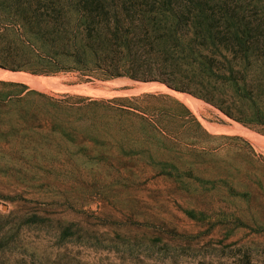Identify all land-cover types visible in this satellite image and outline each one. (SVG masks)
<instances>
[{
    "label": "rangeland",
    "instance_id": "obj_1",
    "mask_svg": "<svg viewBox=\"0 0 264 264\" xmlns=\"http://www.w3.org/2000/svg\"><path fill=\"white\" fill-rule=\"evenodd\" d=\"M106 16L167 36L179 66L178 46L204 48L262 79L264 0H0V46L43 22L85 30ZM97 74L0 69L61 102L43 108L49 127H0V264H264L262 127L157 82ZM114 98H138L126 103L137 112Z\"/></svg>",
    "mask_w": 264,
    "mask_h": 264
},
{
    "label": "trees",
    "instance_id": "obj_2",
    "mask_svg": "<svg viewBox=\"0 0 264 264\" xmlns=\"http://www.w3.org/2000/svg\"><path fill=\"white\" fill-rule=\"evenodd\" d=\"M41 25L37 31L26 32V41L0 46L3 57L0 69L33 76L96 71L97 80L101 81L127 78L157 82L203 101L247 128L262 127L259 133L264 135V64L257 67L262 79L253 81L248 78L252 67L227 62L220 52L178 46L187 60L179 66L166 59L171 55L166 45L167 36L154 37L148 30L135 28L133 21L127 24L109 16L101 22L93 20L85 30L71 28L69 22L56 27L48 22ZM219 57L223 60L219 61ZM183 66L187 67V72L181 71ZM137 99L114 98L106 103H117L116 111L131 115L137 110L126 103ZM60 103L23 83L0 80V127L37 130L49 127L52 122L47 118L52 116L46 117L48 112L43 108L58 109ZM109 110L114 107L109 106ZM40 111L45 114L43 120L37 117Z\"/></svg>",
    "mask_w": 264,
    "mask_h": 264
}]
</instances>
